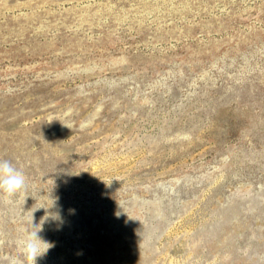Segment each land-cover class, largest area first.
<instances>
[{
    "label": "rangeland",
    "instance_id": "1",
    "mask_svg": "<svg viewBox=\"0 0 264 264\" xmlns=\"http://www.w3.org/2000/svg\"><path fill=\"white\" fill-rule=\"evenodd\" d=\"M0 160V264H264V0H0Z\"/></svg>",
    "mask_w": 264,
    "mask_h": 264
},
{
    "label": "clouds",
    "instance_id": "2",
    "mask_svg": "<svg viewBox=\"0 0 264 264\" xmlns=\"http://www.w3.org/2000/svg\"><path fill=\"white\" fill-rule=\"evenodd\" d=\"M24 185L25 175L23 171L16 168L8 160H0V192L12 195L23 189ZM41 241L43 240L39 237L38 231L27 235L24 243L26 257L35 259L38 255H41L38 254Z\"/></svg>",
    "mask_w": 264,
    "mask_h": 264
}]
</instances>
